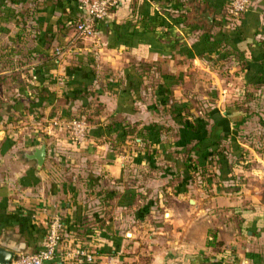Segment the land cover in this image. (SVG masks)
Listing matches in <instances>:
<instances>
[{
    "label": "crops",
    "instance_id": "1",
    "mask_svg": "<svg viewBox=\"0 0 264 264\" xmlns=\"http://www.w3.org/2000/svg\"><path fill=\"white\" fill-rule=\"evenodd\" d=\"M251 1L235 22L229 0H124L71 46L77 0H0V244L36 253L60 216L46 264H264V0ZM81 116L82 143L50 126Z\"/></svg>",
    "mask_w": 264,
    "mask_h": 264
},
{
    "label": "built area",
    "instance_id": "2",
    "mask_svg": "<svg viewBox=\"0 0 264 264\" xmlns=\"http://www.w3.org/2000/svg\"><path fill=\"white\" fill-rule=\"evenodd\" d=\"M84 17L77 23L75 36L70 45L75 46L80 40H90L97 37L98 25L109 18L111 12L119 7L124 0H77ZM251 0H229L230 14L238 20L246 13ZM64 49L55 50L56 58L62 57ZM50 126L53 129L65 130L78 143L85 142L88 136V121L85 116L74 119H55ZM51 128V127H50ZM47 133V132H46ZM65 224L60 216H54L48 224L43 249L31 254H19L12 264H46L54 261L59 254L63 242ZM81 262L92 263L94 255L84 248H79L70 254Z\"/></svg>",
    "mask_w": 264,
    "mask_h": 264
},
{
    "label": "water",
    "instance_id": "3",
    "mask_svg": "<svg viewBox=\"0 0 264 264\" xmlns=\"http://www.w3.org/2000/svg\"><path fill=\"white\" fill-rule=\"evenodd\" d=\"M47 155V146L42 144L35 147L34 151L30 154L29 159L35 161L36 168L41 170L46 162ZM21 253V249L0 244V264H12L16 256Z\"/></svg>",
    "mask_w": 264,
    "mask_h": 264
},
{
    "label": "trees",
    "instance_id": "4",
    "mask_svg": "<svg viewBox=\"0 0 264 264\" xmlns=\"http://www.w3.org/2000/svg\"><path fill=\"white\" fill-rule=\"evenodd\" d=\"M251 3H252V1H251ZM250 6H251V5H250ZM229 14H230V11H229ZM244 14H245V13H244ZM244 14H243V15H244ZM243 15H242V16H243ZM230 16H231V18H233V20H234L235 22L239 21V20L242 18V16H241L238 20H236L231 14H230ZM78 22H79V21H78ZM78 22H77V23H78ZM77 23L75 24V28H76ZM222 162H224V159H222Z\"/></svg>",
    "mask_w": 264,
    "mask_h": 264
}]
</instances>
